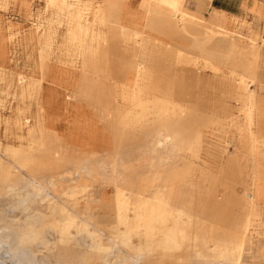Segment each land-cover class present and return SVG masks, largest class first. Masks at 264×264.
I'll return each mask as SVG.
<instances>
[{
	"label": "rangeland",
	"instance_id": "rangeland-1",
	"mask_svg": "<svg viewBox=\"0 0 264 264\" xmlns=\"http://www.w3.org/2000/svg\"><path fill=\"white\" fill-rule=\"evenodd\" d=\"M79 1L86 11L62 17L58 2L0 0V264H264V126L252 91L264 96V15L253 30L235 19L234 34L224 32L254 68L233 66L234 77L222 69V85L192 71L190 93L177 100L151 57L104 61L112 40L131 41L126 28L106 24L111 38L94 48L87 33L76 37L77 13L99 29L100 0ZM55 29L54 40H38ZM134 61L149 77L128 87ZM177 61L171 73L180 75ZM159 133L174 145L158 148Z\"/></svg>",
	"mask_w": 264,
	"mask_h": 264
},
{
	"label": "crops",
	"instance_id": "crops-1",
	"mask_svg": "<svg viewBox=\"0 0 264 264\" xmlns=\"http://www.w3.org/2000/svg\"><path fill=\"white\" fill-rule=\"evenodd\" d=\"M58 1L64 3L63 9H59L62 17H64L65 9L67 11L84 5L79 0ZM206 1L196 0V3H193L195 5L191 6V0H180L177 8L189 14H194L199 19L192 21L188 18L181 21L180 19L172 18V9L170 7L162 9L157 5L150 6L149 11H147L148 0H100V5L95 9L94 13L99 7L103 8L105 23L100 24L97 18L93 19L91 25L97 23L99 29L91 33L90 28H88V37L86 36V42L84 41V43L87 47L94 48L100 39L108 40L111 38V30L106 24L126 28L132 36L131 41L125 45L119 40L118 42L112 40L113 47L109 50V57L104 61L106 63L109 62L111 54L121 55L128 52L133 53V57H151V60L158 64L156 77L158 79L166 78L171 83V93L177 100L181 99L180 96L190 93L189 83L192 71L197 72L199 77L210 73L211 78L218 80L222 85V79H219L209 70L199 69L191 65V61L195 58L199 60L205 59L213 62L224 71L234 66L235 70L240 73L247 66L255 65L244 64L236 58L235 53L238 46L235 36L227 37L224 32L233 33L231 30L235 28V19H245L246 24L250 25L246 27L247 30L255 29L256 19L258 16L264 15V0H237L236 6L234 4L227 6L224 0ZM62 21L63 18L60 16L57 24L63 26ZM70 25L72 30L76 27L74 23ZM42 26L39 24V28ZM105 29L106 31H104ZM65 31H67L66 27ZM56 34V29L49 34H45L43 30V32H38V40L46 39L47 41H52ZM246 39V43L249 46L247 51L255 57L258 56L259 51L256 43L258 34L251 32ZM106 42L103 43V49L108 47ZM224 44H227L226 49ZM190 50L198 52V55L190 56ZM177 53H181L182 59H177ZM176 61L181 66L180 75L171 73V68ZM254 79L255 83L261 82L257 72ZM221 89H223L222 86ZM258 89H264V85H259ZM230 91V94H234L232 88ZM252 91L257 97L258 112L263 114L262 123L259 126H264V96L260 97L256 90ZM218 92L220 91L218 90Z\"/></svg>",
	"mask_w": 264,
	"mask_h": 264
},
{
	"label": "bare ground",
	"instance_id": "bare-ground-1",
	"mask_svg": "<svg viewBox=\"0 0 264 264\" xmlns=\"http://www.w3.org/2000/svg\"><path fill=\"white\" fill-rule=\"evenodd\" d=\"M180 0H148V4H147V7H146V9H147V11H149V8H150V6H152L153 4H155V5H157V6H159L160 8H165V7H170L171 9H172V18H174V19H180L181 21L182 20H184V19H190V20H194V21H197V20H199L198 19V17L196 16V15H194V14H189V13H187L186 11H182V10H180V9H178L177 8V6H178V2H179ZM48 2L49 3H52V4H57V2H58V5H56L57 6V8H58V10L59 9H63V2H59L58 0H48ZM153 3V4H152ZM154 5V6H155ZM88 7H89V5H87V4H85L84 3V5L81 7L82 9H84V11H86L87 9H88ZM103 8H101V7H99L98 9H97V11L94 13V17L95 18H97L98 19V21L101 23V24H104L105 22H104V11L102 10ZM180 15V16H179ZM76 18H77V21H78V23H79V28L77 29V30H79V34L76 36V37H78V38H82V37H84L85 35H86V33H87V27H85V26H83L84 24H82V22L80 21L81 19H79L80 18V15H79V13H77V15H76ZM132 37V36H131ZM249 39V38H248ZM257 41V40H256ZM177 55H178V57H179V59H182V55H181V53H177ZM191 62H193V65L194 66H201L200 68H202V69H209L210 70V72H212L215 76H217L218 78L221 76L220 74L223 72V70L221 69V68H219V67H217L213 62H210V61H208V60H205V59H201V60H199L198 58H195V59H192V61ZM251 67V68H250ZM250 67H246L247 69H252V68H254L255 67V65H253V66H250ZM233 67H230V68H228L227 69V72H228V77H230V76H232V77H234L235 76V74H236V72L234 71V70H231ZM245 68V69H246ZM127 69L129 70V71H132L134 74H131V75H129V76H131L132 78H133V83H128L127 85H128V87H138V86H140L145 80H146V78H148L149 77V74H147L148 73V69L144 66V65H141L140 63H138V62H132V63H128V65H127ZM248 71V70H247ZM139 91L141 92V90L139 89ZM140 92H138V93H140ZM251 118V117H250ZM246 129V130H245ZM244 129V131H249V129H247V128H245ZM238 133L239 134H242V129H238ZM250 134V136H249V138H248V140H249V142H251V141H253L252 139V137H253V135L251 134V133H249ZM246 143V142H245ZM248 143V142H247ZM172 145H174L172 142H170V140L165 136V134H163V133H159V138H157V141H156V146L158 147V148H160V149H165V148H167V147H172ZM170 149V148H169ZM168 151H171V150H168ZM35 179H33V181H34ZM35 182V181H34ZM37 183V182H36ZM119 194L121 195L122 193L121 192H119ZM127 194V193H126ZM157 195L159 196L160 195V193L159 192H157ZM245 196H247L248 197V201H246V204H247V206H249V207H256L257 205L255 204V194H254V192L252 191V190H250V192L249 193H245L244 194ZM158 201V200H157ZM152 202V201H151ZM168 202V201H167ZM40 203V202H39ZM128 203L129 202H127V201H123L122 203H121V209L124 211V213L126 212V210H127V205H128ZM163 203H165L164 202V199L162 198V199H159V206L161 207V205L163 204ZM154 205V204H153ZM156 205H157V202H156ZM155 205V206H156ZM156 206V207H159V206ZM140 206V205H139ZM149 207V206H148ZM152 208L154 207V206H151ZM150 208V207H149ZM162 208V207H161ZM164 208V207H163ZM163 210V209H162ZM161 209H160V211H157L156 213H157V215L158 216H162L163 214V211H162ZM146 211H147V209H146ZM149 212V211H148ZM179 213L180 212H182V210H179L178 211ZM152 213V210H150V214ZM166 213V212H165ZM146 214V213H145ZM149 214V213H148ZM167 214V213H166ZM177 214V213H176ZM183 214H185V213H183ZM152 215V214H151ZM167 215H170V214H167ZM153 216V215H152ZM157 216V217H158ZM164 216V215H163ZM162 216V217H163ZM166 216V215H165ZM177 216V215H176ZM178 216H179V214H178ZM143 216L140 214H138V218H140V219H143L142 218ZM155 217V216H154ZM124 218H126V216L124 217ZM161 218V217H160ZM144 219H146V218H144ZM164 219V218H163ZM77 220V219H76ZM138 220V219H137ZM152 220V219H151ZM145 221V220H144ZM153 221V220H152ZM154 221H156L157 222V220H154ZM159 221V220H158ZM149 223L151 222V221H148ZM160 223V222H159ZM145 224V223H144ZM148 224V223H147ZM141 225V224H140ZM142 226V225H141ZM70 227H71V225H70ZM67 228V227H66ZM136 228H137V226H136ZM65 231H66V229H65ZM125 235V234H124ZM166 237V236H165ZM128 241V240H127ZM215 248V247H214ZM51 259V258H50ZM54 260V259H53ZM71 261V260H70Z\"/></svg>",
	"mask_w": 264,
	"mask_h": 264
}]
</instances>
